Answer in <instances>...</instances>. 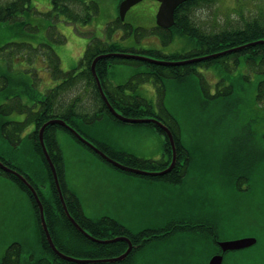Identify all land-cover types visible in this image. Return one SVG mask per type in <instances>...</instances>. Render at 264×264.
Here are the masks:
<instances>
[{"label": "rangeland", "instance_id": "rangeland-1", "mask_svg": "<svg viewBox=\"0 0 264 264\" xmlns=\"http://www.w3.org/2000/svg\"><path fill=\"white\" fill-rule=\"evenodd\" d=\"M12 1L0 0V6ZM94 1L98 5L95 13L90 9L79 14L58 10L52 0H31V12L21 14L16 23L0 24V72L11 73L12 69L9 67L6 71L8 65L2 62V57L11 64L9 54L27 58L29 45L38 47L39 44H45L62 58L64 72L78 68L85 52L75 57L73 53L79 47L75 42L66 45L63 35L67 36L69 30L64 24L72 21L81 36L90 37L94 33L99 36L104 23L118 18L122 0ZM94 1L85 0L86 3ZM60 2L70 7L68 0ZM144 8L155 24L157 4L150 0L134 6L124 23L129 24L133 21L132 15ZM185 16L191 21V27L202 34L237 30L255 19L263 23L264 0H202L182 11L180 19L186 21ZM90 28L92 34H84ZM197 37L173 27L168 38L153 33L151 42L146 44V37H132L119 41L117 49L134 54L143 51L139 55L146 59L176 62L187 59L183 58L185 55L200 52ZM239 59L238 65L232 58L211 67L197 66L195 74L180 79L169 78L173 75L169 68L177 67L142 60L161 70L162 80L157 82L154 76L146 75L152 73V67L137 61L115 64L109 70L111 81L123 83L129 79L133 82L130 78L138 74L136 84L147 83L151 88L146 92L147 105L134 109L139 112L130 115L142 116L140 119L162 116L178 121L181 140L191 161L180 185L167 187L162 179L151 177L138 178L144 182L136 183L117 179L115 169L95 150L79 142L71 132L57 127L65 182L78 197L86 216L95 220L113 218L132 233L164 223L186 226L171 237L167 234L153 241L134 256L133 264H209L219 248L213 241V231L217 232L218 242L246 237L259 241L255 249L231 253L224 264H264V89L260 90L264 61L249 62L245 55ZM178 67L183 69V66ZM140 78H144L143 82ZM60 84L56 81V86ZM141 93V89L137 90L138 95ZM214 94L221 95L213 99ZM56 103L64 107L57 106V114L64 113L72 104L81 114H94L100 108L93 86L90 87L87 80H79L72 87L60 90ZM82 121L78 119L83 129L92 127H85ZM116 123L117 131L122 130L123 134H117L114 129L104 131L115 145L116 141L118 144L125 141V147L134 153L140 150V142L150 147L151 138L152 149L161 150L156 128ZM130 152L124 153L144 161H157ZM0 156L11 161L16 170L30 176L45 197L53 201V181L48 179L41 157L30 161L22 152L8 149L2 143ZM133 157L128 159L135 161ZM128 159L123 156L117 161L132 168H145L140 162L132 163ZM199 221H204L211 229L199 227ZM40 237V222L28 194L14 180L0 173V264L12 244L21 245L25 257L29 253H40Z\"/></svg>", "mask_w": 264, "mask_h": 264}, {"label": "trees", "instance_id": "trees-1", "mask_svg": "<svg viewBox=\"0 0 264 264\" xmlns=\"http://www.w3.org/2000/svg\"><path fill=\"white\" fill-rule=\"evenodd\" d=\"M202 0H189L186 2L183 7L184 9H187L191 6H194L198 4ZM53 4L55 5L56 8L60 11L68 12V6L65 4H61L60 0H53ZM62 6V7H61ZM31 0H14L11 3L7 4L6 6H0V24L1 23H6V24H13L17 22V19L19 15L23 13H28L31 12ZM184 19L186 21H182L179 16L177 20V26L179 29H182L186 34H191L195 35L198 39V43L201 46V50L197 54H188L185 55L183 58H195L198 56L202 55H207V54H213L217 52H221L224 50H228L230 48L238 47L241 45H245L247 43H252L255 41L259 40H264V21L262 20L263 23L260 22L259 19H255L252 22H249L246 24L244 28H239L237 30H225L222 32H215L214 34H202L199 29L195 27H191L190 25V20L188 19V16H185ZM191 32V33H190ZM120 50L117 49V45H104L103 43L100 42H95L94 45L90 46L84 57L80 61V65L78 68L74 69L71 72H64L62 71L60 67V61L58 56H56V61H55V68H54V76L55 79L61 82L59 86H57L56 89V96L58 95V92L60 90H66L72 85L76 84L79 80H87V84L91 87L93 86L94 93L96 95V98L98 102L100 103V108L99 110L94 113V114H81L77 106L75 104H72L69 106V108L64 111V113L60 114L56 112L57 118H62L66 120V122L77 129L82 135H85L83 133V125L78 122V119L81 118L85 123L89 124H94L98 120H102L103 118L109 117L115 121H120L117 119L108 109L106 104L104 103L97 85L96 81L93 77V73L91 70L92 63L96 57H98L101 53H115L119 52ZM241 55L247 56L249 62H257V60L264 61V44H257L255 46L246 48L242 51L232 53L230 55H226L223 57H219L218 59H211L207 61H203L200 63H195V64H189L186 66L182 67H177V68H169L171 73L173 74L169 78L173 79H180V78H185L187 76H190L192 74L196 73V67L200 65H206L208 67H211V65L219 64L220 62L230 60L234 58V63L238 65L240 63L239 57ZM136 62L137 60H126V59H121V58H111V59H103L98 62L97 64V72L99 76L102 79V83L106 89V79H107V72L108 69L111 65L113 64H119V63H128V62ZM132 62V64H134ZM138 63L140 62L141 64H146L149 67H152V73H146V75H151L156 78L157 80H162V75H161V70L157 69V66H151L147 62L144 61H137ZM135 65V64H134ZM162 68V67H160ZM164 69V68H162ZM81 70V71H80ZM79 72V73H78ZM78 73V74H77ZM140 80L143 82L144 78H140ZM124 87H119L118 90H115L113 93H109L106 89V92L109 96L110 102L113 104V106L125 115L130 118H141L142 116L139 115H130L132 112H139L134 109L140 108L143 105H147V103L143 101H139L137 99H134L133 102H130L129 99L126 97H123V89ZM264 89V81L261 84L260 90ZM262 93V91H261ZM219 96V95H218ZM217 96V97H218ZM225 96V95H223ZM58 104L56 103V107ZM58 107H62V105L59 104ZM64 108V107H62ZM158 119L164 122L170 130L172 131L175 141H176V146L178 150V159H184V154L188 155L187 149L184 147L181 136H180V130H179V123L177 120H170L165 117L159 116ZM146 125H151L152 127L156 128L157 131L164 136L165 138V154L168 156V162H170L172 158V153H171V145L169 142V139L165 133L164 130H162L160 127H158L155 124H146ZM59 128L65 129L61 126H57ZM67 130V129H65ZM68 131V130H67ZM78 140V139H77ZM79 141V140H78ZM94 141V140H93ZM96 141V140H95ZM81 142V141H79ZM100 150L105 152L108 156L115 160L121 161V158L124 156L125 158L128 159V157H133L130 155H126V153L123 152H114L111 151L108 147H104L101 144H98L94 142ZM55 149H56V154L53 157V161L56 164L59 175L61 178V175L64 173V167H63V157L61 154V150L59 148L58 142L56 140L55 144ZM40 154H42L41 147L39 148ZM114 152V153H113ZM116 153V154H115ZM101 158V157H100ZM186 158V157H185ZM0 159L8 165L10 168L16 169L15 165L11 162L0 156ZM135 161H132V159H128L130 162H140L142 165L145 166L143 170L146 171H158L161 168L157 167V164L152 161H144L141 159H137L133 157ZM46 167H47V174H48V179L50 181H53V193H54V201H49L48 198L45 197L43 192L39 189L37 185L34 184L33 180L31 177L27 176V179L35 186V189L38 191V194L43 202L44 208H45V216H46V221L48 224V228L50 230V233L52 235V238L57 246V248L63 252L66 255L73 256L76 258H82V259H106V258H113L116 256H120L128 248L127 243L124 242H119V243H114V244H109V245H102L98 243H94L88 238H86L80 231H78L74 225L70 222V220L66 217L62 202L59 198V194L57 191V187L54 181L53 173L48 165L47 161L43 159ZM0 173L3 175L7 176L8 178L14 180L22 190L28 193L30 198L33 201V204L36 208L37 211V216L40 222V232H41V245H42V251L39 255V260L38 264H76V263H71L68 261H65L58 257L51 247L49 246V243L46 239L43 227L41 225V219H40V213L38 209V205L36 204L30 190L27 188L25 184H23L16 176L4 172L2 169H0ZM175 174V172L171 173V175ZM158 178V177H155ZM48 199V200H47ZM70 213L72 216L76 219V221L79 223V225L86 230L90 235H92L94 238L99 239V240H106V239H112L118 236H128L131 238V241L136 247L132 251V253L129 255V257L121 262L122 264H133V256L139 251H141L144 247L145 244L141 243L142 240L141 238L145 235L146 231H142L141 233L137 235H131L130 232L125 229L124 227L120 226L117 222H110L107 223V220H93V219H85L83 223L80 215L76 214L73 211V208L71 207L70 204H67ZM103 225L107 226V228H104V231L97 232V228L102 227ZM174 225V224H173ZM175 226V225H174ZM169 233L168 235L173 236L177 232L180 231V229H177L176 226L173 227L170 225L169 227ZM12 251V248L8 251L9 253ZM228 256V255H227ZM227 258V257H226ZM227 259H225L226 262ZM5 264V263H3ZM10 264V263H8ZM116 264V263H115Z\"/></svg>", "mask_w": 264, "mask_h": 264}, {"label": "flooded vegetation", "instance_id": "flooded-vegetation-1", "mask_svg": "<svg viewBox=\"0 0 264 264\" xmlns=\"http://www.w3.org/2000/svg\"><path fill=\"white\" fill-rule=\"evenodd\" d=\"M68 1L70 4L68 11L71 13L79 12V14H81L84 10H90V9L93 10V12L95 13L96 10H98L97 1H94V0H93L94 2H91V3H86L85 0H68ZM71 1H76L78 3H81L82 6H78L79 4L72 3ZM122 1L119 2V5ZM150 1L155 2L157 4V11L159 12L161 3L155 0H150ZM184 4H181L175 10V25L173 27L177 26L178 16L180 18L181 12L186 10L183 7ZM146 11L147 9L145 10L144 8L142 11L135 12L131 17L133 21H131L129 24L124 23V21H121V18L118 17L114 21V24L112 25V27L115 26L119 29H122V33L119 36H117L114 41L103 42V40H101L94 33V31H93L94 34H92L91 31H88V30H92V28L86 30L84 34H92L90 36L92 42L90 43L88 48L94 45V41L102 42L104 45H107V46L118 45L119 41L127 40L132 37H136V38L138 36L142 37V34L144 37H146V40H145L146 44L151 42L150 40L152 38L153 33H156L157 36L159 34H162V36H165L166 38H168L169 32L171 31L173 27L169 29H164L163 27H160L158 25L157 16H156V21H154L155 24H153V22L151 21V16H147L148 12ZM18 20H19V17H18ZM115 23L116 24L119 23V25H116ZM72 24L74 25V23ZM87 24L85 26H87ZM143 24H146L148 28H144ZM115 27L113 29L116 30ZM47 33H48V30H47ZM72 42L77 43L75 40H72ZM120 51H123V50H120ZM142 52H136V54H139ZM6 54H3V55H6ZM101 54H108V53H101ZM9 56H10L11 64H8L5 61L7 59L5 57L4 58L2 57V62L8 65L6 71L9 69V67L12 68L10 70L11 73L0 72V94L2 95L1 101H0V143H2V145L7 146L8 149H17L20 153L22 152L25 155V157L29 159L30 161H32L36 157L37 159L40 157L42 159H46L44 151L42 149L41 141H40V134H41V129L45 124L57 118V115H56L57 86H56V79L54 76V68H55V61H56L57 54L53 50L49 49L45 44H39L38 47H33V45H29L27 58H24L18 54L17 55L9 54ZM113 65H111L108 69L107 79L109 77V70ZM24 72L27 73L26 77L23 76ZM53 82H55L54 83L55 86L52 85ZM129 82L130 81L128 79L125 82H123L121 86H119V87H124L122 89L123 97H126L127 99H129L130 102H133L134 99H138V98L146 100L147 91L142 89L143 86L142 85L138 86L136 84V81H133L130 83ZM135 85H137L136 88H135ZM140 86H142V88H140ZM118 89L119 88L117 87V90ZM139 89H141L142 93L138 95L137 90ZM218 95H221V94H214L212 95V98L216 99ZM57 130L58 129L56 125L50 124L45 128L43 132L44 142L46 144L47 150L52 159L56 154L55 144L57 140ZM40 147L42 150V154H40L39 152ZM184 156L186 158L184 157V159H181V160L178 159V162L172 172L161 177V179L164 181L165 186L167 187L169 185L177 186L183 183V180L185 179L188 173L187 169L191 163L187 155L184 154ZM41 162L43 161L41 160ZM170 163H171V160L170 162L168 161L164 163L159 162L158 164L161 166L160 170H165L166 168H168ZM173 172H175V174L171 175V173ZM61 182H62L64 196H65L67 204H70L71 207L73 208V211L76 214L80 215L83 223H85L84 222L85 219H88V220L92 219L85 215L78 197L75 196L69 190L65 182L64 173L61 175ZM30 200L33 204V201L31 198ZM49 201L51 200L49 199ZM99 220H104V221L107 220V223H110L112 221L117 222L115 219L110 218V217H104L103 219H99ZM198 223L200 224L199 227L204 226L206 229H211L210 227H207L204 221H199ZM118 224L124 227L120 223ZM171 226L173 227L176 226L177 229L186 227L185 225L183 227L182 225L174 226L173 224ZM103 227L107 228V226L103 225L102 227L97 228L98 230L97 232L104 231ZM169 227H170L169 223H166V224L164 223L160 227L156 225V226H151L149 229L142 230V231H146L145 235L141 238L142 240L141 243L142 244L144 243L145 247L140 252H142L145 248H147L148 245L153 243V241L159 240L160 237H164L165 235H167L170 232ZM197 227L198 226H194V228H197ZM124 228L127 229L126 227ZM142 231L138 233H132L131 231L129 232L131 235H137L141 233ZM213 241L218 244L219 239H218V235L216 231H213ZM258 243L259 241L257 242L256 245H258ZM256 245L250 249L257 248ZM135 247L136 245H134V248ZM11 248H12V251L9 253L8 251ZM218 249L219 250L214 255L221 254L220 247ZM40 253L38 252L29 253L28 256L25 257L24 248L18 243L12 244L7 249L2 259L1 264L3 263L5 264H8V263L10 264H38V260H39L38 257ZM229 253H237V252H228L227 254ZM227 254H225V257Z\"/></svg>", "mask_w": 264, "mask_h": 264}, {"label": "water", "instance_id": "water-1", "mask_svg": "<svg viewBox=\"0 0 264 264\" xmlns=\"http://www.w3.org/2000/svg\"><path fill=\"white\" fill-rule=\"evenodd\" d=\"M142 1H144V0H123L119 6V15H120L121 20L125 21V18H126L128 11L132 7L136 6L137 4H139ZM155 1H158L161 3L160 9H159V12L157 15L158 25L160 27H163L164 29H169L175 25V10L178 8V6L186 3L189 0H155ZM257 44H264V40H259V41L247 43L245 45H241L238 47L230 48L228 50H224L221 52H217V53H213V54H209V55H204V56H200V57H195V58H191V59H185V60L176 61V62L146 59L145 57H143L139 54L125 53V52L101 54L94 59L92 66H91L93 77L96 81L99 93H100L104 103L108 107L109 111L117 119H119L123 122L130 123V124H150V123H152V124H155L158 127H160L162 130H164L168 139H169L170 145H171L172 160H171L169 167L166 168L165 170H162V171H146V170H141V169H137V168H132V167L126 166V165L118 162L117 160L109 157L106 153L101 151L96 145H94L92 142H90L85 137H83L75 128H73L71 125H69L66 122V120H64L62 118H56V119L50 121L49 123L45 124L42 127L41 134H40L41 145H42L45 157L47 159V162H48V164L52 170L54 181H55L57 191L59 194V198L62 202L64 212H65L67 218L70 220V222L74 225V227L78 231H80L84 236H86L88 239H90L91 241H93L95 243L102 244V245H109V244L124 242V243H127V245H128L127 250L122 255H120L118 257L106 258V259H82V258H76L73 256H69V255H66L63 252H61L57 248V246H56V244L52 238V235L50 233V230L48 228V224H47L46 217H45L44 205H43V203L39 197L37 190L35 189L34 186H32V184L28 181V179L24 175L19 173L17 170L10 168L2 160H0V169H2L6 173H9V174L16 176L23 184H25L27 186V188L33 194L34 199L37 202L38 207H39L41 224H42L46 239H47L51 249L53 250V252L58 257H60L61 259L65 260V261H68L71 263H76V264H107V263L108 264H114V263L125 261L128 258V256L130 255V253L132 252L134 245L131 242V240L126 236L115 237L113 239H107V240L96 239L93 236H91L86 230H84L79 225V223L75 220V218L71 215V213L68 209L67 203H66V199H65L63 188L61 185L57 166L53 162V160H52V158H51V156L47 150L46 144L44 142V133L43 132L48 125L53 124V125L61 126V127H64L65 129H68L79 140H81L84 144L88 145L93 150H95L98 153V155L103 157L106 161L111 163L114 167H116L120 170L129 172V173L136 174V175L151 176V177L165 176L174 170V168L178 162V150H177L174 135H173L172 131L170 130V128L166 124H164L163 121H161L160 119H158L156 117H154L152 119L130 118V117L123 115L121 112H119L113 106V104L109 100L108 94L105 91L101 77L99 76V74L97 72L98 62L103 60V59L121 58V59H126V60H131V59L138 60V61L145 60L151 64L160 65V66L178 67V66H186L189 64L200 63V62L211 60V59H217L219 57H223L226 55H230L232 53L242 51L246 48L255 46ZM257 242H258V240L256 238H252V237L238 238V239H233V240H228V241H220V242H218V244H219V247L221 249V254L214 255L210 259L209 264H224L225 254H227L228 252L244 251L245 249L248 250V249L252 248L253 246H255L257 244Z\"/></svg>", "mask_w": 264, "mask_h": 264}, {"label": "crops", "instance_id": "crops-1", "mask_svg": "<svg viewBox=\"0 0 264 264\" xmlns=\"http://www.w3.org/2000/svg\"><path fill=\"white\" fill-rule=\"evenodd\" d=\"M114 19H110L108 22L104 23L103 26H101V30L99 32V38L101 40H103L104 42H110V41H114L116 39L117 36H119L122 33V29H119L117 27L116 30L113 29L114 27H112V25L114 24ZM72 21H69V23L64 24L65 27H67L66 29L69 30V33L67 34V36H64V40L66 45H71L72 40H75L77 42L78 45V49L75 50V52L73 53L75 55V57L77 56H81L83 55V53L86 51L87 47L90 45V43L92 42L90 37H84L81 36L79 34H77L74 30V25L72 24ZM144 28H148V26H146V24H143ZM91 31V30H88ZM145 34V33H144ZM143 36V34H142ZM58 56V55H57ZM60 59V67H63L64 61L62 60V58L60 56H58ZM78 57V58H79ZM62 69V68H61ZM106 82V86L107 89L109 90V93H113L115 90H117L118 86H121L123 83H119V82H114L111 81L108 77V79L105 81ZM143 86L142 89H144L145 91H147V89L150 91L151 88L147 85V83H142L141 84ZM128 92V91H127ZM119 122V121H118ZM123 123V122H122ZM86 126H92L91 128H87V129H83L84 132L90 137L93 138L94 140H96L98 143H100L101 145H103L104 147H108L111 151H118V152H130L133 150H130L128 148L125 147V141L118 142L116 141V145L115 142L110 139L108 137V135L104 132V131H109V130H115L117 132V134H123L124 131L120 130L117 131L118 128L116 121L109 119V118H104L102 120L97 121L95 124H86ZM99 126L97 129L96 127ZM157 132V136L158 138H160L161 142H162V148L161 150H156L154 151L152 149V145L150 144V142L152 141V139L150 138V140L148 141L149 146H146L147 143L144 142H140L139 143V151H135L132 154H136L141 158H147V159H152V160H157L154 162H166L168 160V156L165 154V148H164V144H165V138L163 135H161L158 131ZM115 140H117V138H115ZM153 153H157L154 154ZM143 160V159H142ZM109 164V163H107ZM114 168V167H113ZM114 172L117 175V179H121L125 182H130V183H136V182H144V179H138V178H144V177H135L138 175H126L125 173H123L124 171L118 170L116 168H114ZM152 184V183H151Z\"/></svg>", "mask_w": 264, "mask_h": 264}, {"label": "bare ground", "instance_id": "bare-ground-1", "mask_svg": "<svg viewBox=\"0 0 264 264\" xmlns=\"http://www.w3.org/2000/svg\"><path fill=\"white\" fill-rule=\"evenodd\" d=\"M97 85V84H96ZM104 86V85H103ZM105 86H106V84H105ZM105 88V87H104ZM106 89H107V86H106ZM106 89H105V91H106ZM99 91V90H98ZM107 91L109 92V90L107 89ZM107 93V92H106Z\"/></svg>", "mask_w": 264, "mask_h": 264}]
</instances>
